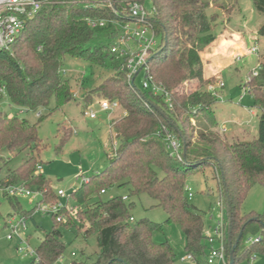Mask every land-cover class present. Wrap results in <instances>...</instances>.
<instances>
[{"label":"trees","instance_id":"obj_1","mask_svg":"<svg viewBox=\"0 0 264 264\" xmlns=\"http://www.w3.org/2000/svg\"><path fill=\"white\" fill-rule=\"evenodd\" d=\"M130 1L135 0H118L119 15L110 8L83 4L44 7L27 20L11 50L0 52V88H4L0 101L5 93L12 104L22 109L47 108L52 99L55 107L51 111L62 107L74 97L71 81L62 73L65 58L72 56L111 70L102 83L85 94L86 101L96 96L117 100L125 110L111 124L118 145L113 155L108 153L107 167L72 192L77 211L72 215L63 207L62 212H69L66 222L52 215L55 225L36 248V264L57 263L66 250L59 225L73 224L75 219L80 228L85 227V239L96 235L99 249L94 260L81 251L80 259L72 264H175L171 244L154 241L155 233L164 231V223L148 218L135 220L132 215L135 202L131 198L141 195L153 199L155 206L167 213L166 223L180 225L186 252L198 264H204L211 244L204 215L189 203L186 185L192 174L206 167L213 169L218 180L227 215V258L230 261L239 238L234 264L251 259L255 245L261 244L258 250L264 251V213L245 212L243 207L249 191L264 185V58L258 74H252L242 84L252 95L254 107L260 110L258 135L230 142L218 130L213 107L217 97L207 88L214 84L216 76L206 75L203 59L206 48L218 38V16L208 10L221 0H152L154 12L146 23L161 41L149 53L147 66L154 82L168 93L169 102L165 94H154L137 85L139 73L129 80L128 57L112 51L123 32L121 27L129 22ZM137 1L144 4L146 0ZM255 5L264 12V0H256ZM86 17H107L116 22L92 28ZM259 34H264V24ZM187 81H194L193 88L184 89ZM47 115L39 113L38 121L30 123L0 112V154L28 153L23 163L8 168L0 180L4 185L23 183L35 187L42 193L39 203L54 202L59 196L53 192L51 180L37 173L43 164L38 125ZM168 132L180 141V156L167 148ZM6 164L0 155V173ZM113 187H127L129 192L107 200L100 198ZM4 194L13 210L9 215L28 218L18 198L5 191ZM248 232H261L260 241L251 243V247L244 244Z\"/></svg>","mask_w":264,"mask_h":264},{"label":"rangeland","instance_id":"obj_2","mask_svg":"<svg viewBox=\"0 0 264 264\" xmlns=\"http://www.w3.org/2000/svg\"><path fill=\"white\" fill-rule=\"evenodd\" d=\"M255 1L221 0L218 6H211L208 10L209 14L216 13L215 17L218 16L215 30L218 33V38L213 45L206 48L207 51L203 54L205 63L213 56L208 55L209 53L215 54L221 50L218 49L219 43L223 46L224 39L235 38L231 34L234 32L243 37L247 43V48L257 46L259 49V54L239 55L235 58V63L232 66L222 71L221 77L216 76L215 85L221 79L224 82L223 88L216 89L217 101L213 106L220 122L222 121L220 116H230L231 122H237V117L241 111L248 110V108L252 109L254 104L252 95L248 91H244L245 88L242 84L258 68L259 61L264 56V34H259V30L264 24V12L257 9ZM144 5L147 10L152 12V0H146ZM132 26L141 27L135 24ZM156 41L158 44L161 41L159 35H156ZM225 58L226 60L229 59L228 56ZM62 71L65 72L63 75L71 81L74 95L72 100L62 107L51 111L55 107V101L52 99L47 108H40L37 111L22 109L12 104L8 95L4 93L0 101V112L6 113L8 116L16 115L27 119L30 123L38 121L39 113L41 115L48 114L38 125V135L41 139L40 159L43 162L39 173L51 180V187L56 195L59 190L65 193V196H58V200L48 204L58 203L62 207H67L74 215L77 211V204L72 198V192L79 188L91 175L107 167L109 163L108 153L113 155L115 144L118 145V139L111 129V121L122 117L125 110L120 105L113 111L100 110L101 101L108 99L98 96L94 97L91 102L85 99V94L88 91L97 87L111 74L110 69L93 65L85 59L67 56ZM143 78L144 74L141 72L136 79L137 85H142ZM194 84V81H187L184 84V89L189 90L191 87L193 88ZM87 106L98 111L97 118L91 119L83 114ZM227 110L231 112L230 115L226 112ZM257 110V115L249 114L246 116L244 130L236 138L232 133L231 124H227L229 128L224 136L230 142L255 138L258 135L260 119V110ZM193 123L195 124V121ZM0 155L7 162L6 165H3L0 176H3L8 168H15L23 163L28 157L27 151L19 153L4 151ZM8 160L10 161L8 162ZM188 185L191 186L193 193L192 198L188 201L203 213L205 230L212 233L221 220V212L218 207L220 201L219 184L214 177L213 169L206 167L203 171L192 174L188 179ZM31 189L32 195L17 198L22 208L28 211V218H26L27 235H29L31 247L36 249L46 233L52 231L55 222L52 214L42 210L47 203H39L41 195L38 190L35 187ZM128 192L127 187H113L101 194L100 198L107 200L118 195L126 196ZM131 199L135 202V207L132 210L135 220L148 218L155 222L164 223V231L155 233L154 241L157 243L168 241L171 244L176 253L175 264H198L193 259L182 261V258L188 256V253L185 250V235L179 224L166 223L167 213L162 208L156 207L155 201L147 195ZM243 207L245 212L264 213V185L254 186L249 191ZM80 209H84V206ZM12 212L8 198L0 190V264H30L35 257L25 256L24 252L18 250L16 240L11 241L6 238L8 232L6 221L16 224V220L19 219L17 218L19 215L14 221L10 219L14 216L9 215ZM62 214L66 222L69 212H62ZM224 217L227 220L226 214ZM79 226L80 223L76 219L73 224L59 225L66 250L55 264H72L75 259H80L81 251H84V256H89L91 260L96 258V252L99 249L96 235L85 239V227L80 228ZM255 237H261V232H248L245 236V247H251L249 239ZM254 247L253 258L240 261L237 264H264V251L258 250L262 245L257 244Z\"/></svg>","mask_w":264,"mask_h":264},{"label":"built area","instance_id":"obj_3","mask_svg":"<svg viewBox=\"0 0 264 264\" xmlns=\"http://www.w3.org/2000/svg\"><path fill=\"white\" fill-rule=\"evenodd\" d=\"M118 0H0V52L4 50H11L12 45L20 35L21 31L26 25L28 19L32 18L42 8L47 6H61L70 4H83L87 7H104L110 8L114 14L119 15L117 10ZM154 9L147 10L145 5L140 1L128 2V18L129 22L124 24L121 28L123 32L116 38L112 45V51L118 54L120 57L127 56V68L129 69L128 79L131 80L136 73L143 72L144 78L142 81V88L145 90H151L154 94H165L166 101L169 102L168 93L163 89L161 85L154 82L152 75L149 73L147 66V57L151 50L157 46L156 34L152 27L146 23L147 18L152 15ZM87 24L92 28L107 27L110 23H115V19H109L107 17H86ZM140 25L136 28L132 25ZM249 53L259 54L257 46H253L249 49ZM261 68V61H259L258 68L254 70L253 75L258 74ZM64 74L65 72L62 71ZM224 82L222 79L217 84L208 85V90L216 96V89L223 88ZM0 92H4V88H0ZM171 106V104H170ZM119 107L117 100H102L100 104V110L113 111ZM83 114L91 119L98 117V111L92 107L87 106ZM225 128H220L219 132L224 133ZM165 141L167 148L172 154L180 156L181 143L175 134L168 132L165 135ZM117 144H115L116 150ZM42 168V165L38 166L37 173ZM85 181H88L85 180ZM0 190L5 191L9 196H30L33 191L31 188L23 183L4 185L0 180ZM187 197L191 199L193 196L192 188L186 185ZM40 195L41 191H38ZM104 192V191H102ZM59 196H65L62 190L58 191ZM218 207L221 212V220L216 226L215 230L210 233L206 231V236L209 238L210 249L206 256L207 264H230L226 255L225 238L228 230V222L225 220V210L220 200ZM63 207L58 204H45L42 210L46 213L54 215L57 221H64V216L61 212ZM76 213V212H75ZM74 213V214H75ZM70 214H73L70 212ZM17 215H14L10 219L13 221ZM16 220V224L6 223L8 240H16L18 242V250L24 252L25 256H34V261L30 264H36L38 262V255L36 249L31 247L29 235H27L28 227L26 217L19 215ZM133 219V218H131ZM8 222V221H7ZM261 237H255L249 239L251 243L260 241ZM75 255V254H74ZM253 258V257H251ZM187 259H193L190 254L187 257L182 258V261Z\"/></svg>","mask_w":264,"mask_h":264},{"label":"crops","instance_id":"obj_4","mask_svg":"<svg viewBox=\"0 0 264 264\" xmlns=\"http://www.w3.org/2000/svg\"><path fill=\"white\" fill-rule=\"evenodd\" d=\"M231 34L234 35L235 37L234 39H230V40L224 39L222 42L223 46H221V44L219 43L218 49H221V50H219L215 54L213 53L208 54V55H213V56H211L209 60L206 61L207 63H205L206 75L208 76L215 75V76L221 77L222 71L226 69L227 67L232 66L235 63V60H236L235 58H237L239 55L243 56L249 53L250 48H247V43L245 42L243 37L236 32L231 33ZM225 56H228L229 59L226 60ZM244 91H247V89L245 88ZM253 107L254 105L252 106V109L251 108H248V110L244 109L241 111L240 114L238 113L239 115L237 117L238 118L237 122H231V119L229 118L230 116H227V117L220 116L219 118H222V121L220 122L219 120L218 130L220 128H225L226 131L224 132V134H226L229 128L227 127V124H231L232 133L234 137L236 138V136H238V134L243 132L244 130L243 127L246 125L245 123L246 116H248L249 114L252 116L257 115L258 110L256 107H255L256 109ZM226 112H228V115L231 114L229 110H227ZM112 121H111V124H112ZM234 137H233V140H234Z\"/></svg>","mask_w":264,"mask_h":264},{"label":"water","instance_id":"obj_5","mask_svg":"<svg viewBox=\"0 0 264 264\" xmlns=\"http://www.w3.org/2000/svg\"><path fill=\"white\" fill-rule=\"evenodd\" d=\"M240 236H241V234H240ZM240 236H239V237H240ZM238 242H239V238H238V240L236 241V243H235L234 246H233L232 256H231V259H230V264H234V256H233V253H234V251H235V249H236V247H237V245H238Z\"/></svg>","mask_w":264,"mask_h":264}]
</instances>
